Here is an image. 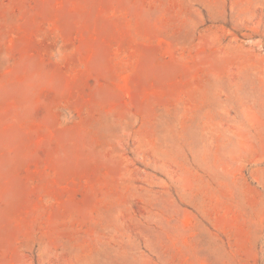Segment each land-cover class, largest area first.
I'll return each instance as SVG.
<instances>
[{
	"label": "rangeland",
	"instance_id": "obj_1",
	"mask_svg": "<svg viewBox=\"0 0 264 264\" xmlns=\"http://www.w3.org/2000/svg\"><path fill=\"white\" fill-rule=\"evenodd\" d=\"M0 264H264V0H0Z\"/></svg>",
	"mask_w": 264,
	"mask_h": 264
}]
</instances>
